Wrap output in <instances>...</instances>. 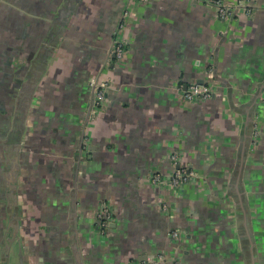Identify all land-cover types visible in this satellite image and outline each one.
<instances>
[{
	"label": "crops",
	"instance_id": "0c3cea01",
	"mask_svg": "<svg viewBox=\"0 0 264 264\" xmlns=\"http://www.w3.org/2000/svg\"><path fill=\"white\" fill-rule=\"evenodd\" d=\"M226 1L253 12L222 19L204 0H0V242L16 223L13 264L160 253L163 264H264V0ZM122 21L127 53L112 63ZM210 67L215 94L185 100L178 86L211 81ZM94 76L110 87L85 124ZM175 151L198 177L153 186L146 175L171 173ZM103 202L114 209L105 233Z\"/></svg>",
	"mask_w": 264,
	"mask_h": 264
},
{
	"label": "built area",
	"instance_id": "2783aa9c",
	"mask_svg": "<svg viewBox=\"0 0 264 264\" xmlns=\"http://www.w3.org/2000/svg\"><path fill=\"white\" fill-rule=\"evenodd\" d=\"M204 1L208 6L213 7L217 17L222 19L230 18L236 11L239 10H244L246 13L250 14L254 9L253 5H246L244 3H230L226 0ZM127 14L128 11L125 10L123 15L126 16ZM126 27L127 24L125 21H122L115 30L112 46L109 52V60L112 63L122 62L127 53L128 38L124 35ZM207 76L211 81H205L204 83L193 81L186 85L180 84L178 89L181 92L182 97L187 101H204L211 98L215 93V72L212 67L208 68ZM90 80L92 84L93 98L89 121L93 120L102 107H104V105L107 103V90L110 87V82L107 79H100L94 76ZM258 133L259 130L257 126H255L253 130V137H256ZM88 140L89 134L88 131H85L82 141L83 149L87 148ZM170 157L174 164V169L171 173L156 171L150 172L146 175L147 180L153 186L157 188L167 187L170 189H177L183 186V184L192 182L196 177H198V173L194 168H192L187 163H182L180 152L175 151L171 153ZM162 209L170 213V207L166 201L162 203ZM113 212L114 209L111 202H103L99 208L97 216L99 220V228L102 233L107 231ZM104 215H106L105 218ZM170 235L175 239L181 238V232L176 227L170 231ZM167 260L168 258L163 253H160L145 260L131 261L128 264H163ZM175 264H178V260H176Z\"/></svg>",
	"mask_w": 264,
	"mask_h": 264
},
{
	"label": "water",
	"instance_id": "95a60500",
	"mask_svg": "<svg viewBox=\"0 0 264 264\" xmlns=\"http://www.w3.org/2000/svg\"><path fill=\"white\" fill-rule=\"evenodd\" d=\"M62 18L63 19L61 20V22L64 23L65 14L63 15ZM55 34H56V32L53 33V35H52L53 38H48L45 41V43L43 44L42 53L40 55L43 58V62H42L43 66H42V68L45 66V64L47 62L48 55L55 48V44H56V42H54V36H55ZM199 82L204 83L205 80L202 79V81H199ZM92 98H93V96H92ZM91 104H92V100L90 101V104L88 106V112H87V115H86V118H85V124H87V122L89 120V117H90ZM21 111H24V109L19 110V112L17 113V115H19L21 113ZM19 118L20 117L15 118L14 128L12 129L11 135H10V137L12 139H14V140L16 139L17 141L18 140L20 141L21 130H22V127H23L22 125L20 127L18 126V122H22V120H20ZM253 128H254V120L251 119V121H249V124H248V127H247V145H248V147H249V144L251 143V138H252V135H253ZM84 133H83V136H84ZM83 136H82V139H83ZM80 150H81V148H80ZM13 156H14V160L16 162V158L17 157H16V152L14 150H13ZM11 163H12V161H11ZM11 165H13V163ZM15 171L16 170L13 169V173ZM13 173H11L12 175H10V181H11V183L15 181L14 180ZM105 217H106V215H104V218ZM16 227H17V224L14 223V222H10L8 228L6 227V231H7L6 239H9V240H8V243L7 242L4 243V245L7 243L5 245V248H4V245L2 247L0 246V264H13L12 263V256H11V252H10L11 251V248H12V244H13L14 241H16V242H19V246H20V239H17V237H18L17 236L18 231H17V228ZM98 229H99V227H98ZM8 233L10 235H8ZM4 252H6V258L5 259H2ZM9 254H10V256H9ZM20 254H21V252H19V255ZM20 261H21V258H20ZM21 263H22V261H21ZM22 264H24V263H22Z\"/></svg>",
	"mask_w": 264,
	"mask_h": 264
},
{
	"label": "flooded vegetation",
	"instance_id": "af4514ba",
	"mask_svg": "<svg viewBox=\"0 0 264 264\" xmlns=\"http://www.w3.org/2000/svg\"><path fill=\"white\" fill-rule=\"evenodd\" d=\"M4 243H5V242H1V243H0V246L2 247V246L4 245Z\"/></svg>",
	"mask_w": 264,
	"mask_h": 264
},
{
	"label": "rangeland",
	"instance_id": "374dc122",
	"mask_svg": "<svg viewBox=\"0 0 264 264\" xmlns=\"http://www.w3.org/2000/svg\"><path fill=\"white\" fill-rule=\"evenodd\" d=\"M30 240V242H33V239H29ZM27 264H28V262H27Z\"/></svg>",
	"mask_w": 264,
	"mask_h": 264
}]
</instances>
